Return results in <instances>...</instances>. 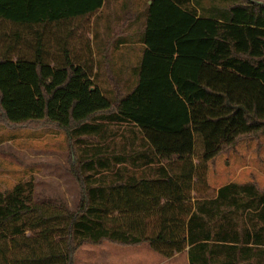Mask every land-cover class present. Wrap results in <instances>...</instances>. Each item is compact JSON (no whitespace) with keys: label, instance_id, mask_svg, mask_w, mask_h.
Instances as JSON below:
<instances>
[{"label":"trees","instance_id":"obj_1","mask_svg":"<svg viewBox=\"0 0 264 264\" xmlns=\"http://www.w3.org/2000/svg\"><path fill=\"white\" fill-rule=\"evenodd\" d=\"M164 1L211 24L189 37L202 48L173 122L136 106L145 57L174 27L156 22L155 0H0V123L65 131L79 186L73 209L36 201L32 177L0 190V264H72L103 240L186 251L189 264H264V190L206 179L221 151L264 133V2Z\"/></svg>","mask_w":264,"mask_h":264},{"label":"rangeland","instance_id":"obj_2","mask_svg":"<svg viewBox=\"0 0 264 264\" xmlns=\"http://www.w3.org/2000/svg\"><path fill=\"white\" fill-rule=\"evenodd\" d=\"M152 12L156 22H172L174 27L162 36L159 41L162 45L145 57L142 79L147 82V101L136 106L140 110L146 109L151 115L160 110L162 118L171 122L182 120L186 113V94L191 88L202 48L189 37L203 34L211 24L201 19H190L164 0H155ZM126 14L123 17L124 26L120 27L123 33L128 32ZM153 44L151 37L147 45ZM132 47L137 49V53L143 49L140 43ZM132 57L138 60L141 55ZM144 103L148 104L141 108ZM130 105L127 104L125 109L131 112V107L135 106ZM137 116L132 112V117ZM71 150L66 132L59 128L10 129L0 123V190L32 177L36 201L57 202L73 209L79 199V186L71 171ZM206 179L212 189L235 181L253 182L264 190V133L240 136L231 148L221 151L209 162ZM192 196H196L195 191H192ZM72 264L189 263L186 251L165 258L146 243L120 245L103 240L80 245L74 252Z\"/></svg>","mask_w":264,"mask_h":264}]
</instances>
